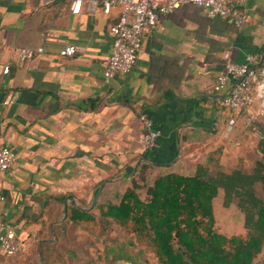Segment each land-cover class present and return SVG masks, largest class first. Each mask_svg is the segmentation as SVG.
<instances>
[{
  "label": "crops",
  "instance_id": "crops-1",
  "mask_svg": "<svg viewBox=\"0 0 264 264\" xmlns=\"http://www.w3.org/2000/svg\"><path fill=\"white\" fill-rule=\"evenodd\" d=\"M68 6L67 0H0V146L14 154L0 173V224L24 246L19 255L0 251V264H39V253L45 264H105L97 223L59 229L68 207L91 211L118 197L141 166L149 179L189 175L197 163L234 169L249 148L254 152L256 137L239 134V118L222 136L228 88H212L225 50L235 63L252 54L264 66V0L245 1L239 28L192 5L157 15L131 72L110 78L102 71L119 8L105 15L98 2L83 0L73 15ZM66 44L75 48L71 57L58 54ZM38 47L40 53L19 61V49ZM260 102L255 95L250 112ZM140 115L159 132L143 153Z\"/></svg>",
  "mask_w": 264,
  "mask_h": 264
},
{
  "label": "trees",
  "instance_id": "trees-1",
  "mask_svg": "<svg viewBox=\"0 0 264 264\" xmlns=\"http://www.w3.org/2000/svg\"><path fill=\"white\" fill-rule=\"evenodd\" d=\"M237 118L239 134L256 137L257 158L250 173L222 167L210 169L197 163L189 175L155 174L144 187L142 197L139 182L145 180L146 168L141 166L142 176L132 179L118 197L97 202L91 211L68 207L59 229L69 223H97L103 232L112 224L146 242L157 264H251L264 248V196L258 198L254 189L259 184L264 192V127L259 117L253 120V131L241 124L240 116ZM220 188L243 213V235L227 236L215 228L213 199ZM120 259L128 264H149L145 260L137 263L127 255L107 257L105 264H115Z\"/></svg>",
  "mask_w": 264,
  "mask_h": 264
},
{
  "label": "built area",
  "instance_id": "built-area-1",
  "mask_svg": "<svg viewBox=\"0 0 264 264\" xmlns=\"http://www.w3.org/2000/svg\"><path fill=\"white\" fill-rule=\"evenodd\" d=\"M48 3L52 0H38ZM70 14H78L83 0H67ZM90 4L98 2L100 10L107 15L111 7L119 8L117 20L108 27L111 36V50L104 62L102 74L105 78L114 75H127L133 69L141 47L142 36L155 29L156 18L159 14H168L182 5H192L199 8L206 17L224 18L235 27H241L245 17L246 0H87ZM41 47L35 50L21 48L18 50V59L24 62L33 53H40ZM75 48L71 44L64 45L58 52L59 56L71 57ZM223 73L216 77L213 91L228 88L223 97L222 105L229 113L223 127L222 136L227 138L233 131L237 116L241 117V124L250 127L256 117L261 118L264 127V66L258 65L256 55L247 54L242 63H235L230 58V52L222 53ZM8 68L5 66L3 72ZM258 95L261 102L256 111L250 112L251 106ZM10 103L11 100H6ZM138 120L143 129L137 140L140 153L151 149L159 132L152 126L151 121L140 115ZM264 139V134H263ZM14 159L13 152L5 146H0V173L11 166ZM2 199L0 193V200ZM0 251L5 256L19 255L24 251L22 241L15 236L13 229L7 224H0Z\"/></svg>",
  "mask_w": 264,
  "mask_h": 264
},
{
  "label": "rangeland",
  "instance_id": "rangeland-1",
  "mask_svg": "<svg viewBox=\"0 0 264 264\" xmlns=\"http://www.w3.org/2000/svg\"><path fill=\"white\" fill-rule=\"evenodd\" d=\"M249 149V152H246L245 154V159H241V161L234 165V169L250 173L252 163L257 156L252 151V148ZM150 179L146 177L143 182H139V193L142 197L144 196V187L149 184ZM254 189L258 198L264 196V192L261 190L259 184H255ZM213 212L215 228L220 233L227 236L243 235L245 233L246 228L243 213L236 207L233 199L225 198L224 192L221 188L218 190L217 196L213 199ZM107 226V230L101 232L100 235V237L106 240V250L109 252L107 257L111 259L113 257H120V255H127L137 263L145 260L149 264H157L146 242L138 241L135 237L126 234L112 224ZM96 233V231H93L91 237H96ZM115 264L128 263L120 259L116 260ZM251 264H264V248L257 254Z\"/></svg>",
  "mask_w": 264,
  "mask_h": 264
},
{
  "label": "water",
  "instance_id": "water-1",
  "mask_svg": "<svg viewBox=\"0 0 264 264\" xmlns=\"http://www.w3.org/2000/svg\"><path fill=\"white\" fill-rule=\"evenodd\" d=\"M65 209V207H64ZM39 264H42L41 254L39 253Z\"/></svg>",
  "mask_w": 264,
  "mask_h": 264
}]
</instances>
